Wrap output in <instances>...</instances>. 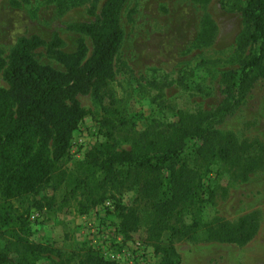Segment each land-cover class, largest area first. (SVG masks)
Wrapping results in <instances>:
<instances>
[{"label": "trees", "instance_id": "1", "mask_svg": "<svg viewBox=\"0 0 264 264\" xmlns=\"http://www.w3.org/2000/svg\"><path fill=\"white\" fill-rule=\"evenodd\" d=\"M51 1L62 10L82 0ZM125 1L104 0L92 21L68 25L89 38V53L81 37L73 50H62L56 34L46 41L37 35L18 36L6 58L0 51V77L6 85L0 86V264H34L47 254L54 255L57 264L72 260L118 264L90 246L65 254L49 243L31 240L23 213L15 214L17 206L12 203L40 208L35 195L46 186L55 190L65 181L62 159L69 152L72 132L87 114L79 94L89 95L103 115L99 132L104 140L84 154V170L71 181L73 190H78V213L109 199L117 231L123 238L142 231L141 242L159 256L158 264H180L176 239L193 240L200 233L207 241L243 245L257 230V220L249 213L231 223L221 217L202 221L199 214L206 200L204 177L214 164L238 167L243 180L264 156L259 142H238L230 132L213 128L240 104L256 80L264 78V0H244L229 7L239 13L241 30L234 42L237 66L219 74L220 102L211 110L179 116L156 132L125 137L128 148H119L114 134L124 121L117 115L108 83L123 36L118 12ZM214 30L213 23L202 17L193 43L207 44ZM40 46L62 70L34 59L32 52ZM148 83L160 89L168 84ZM128 191L131 201L123 204L117 196ZM51 202L44 199L46 207Z\"/></svg>", "mask_w": 264, "mask_h": 264}, {"label": "rangeland", "instance_id": "2", "mask_svg": "<svg viewBox=\"0 0 264 264\" xmlns=\"http://www.w3.org/2000/svg\"><path fill=\"white\" fill-rule=\"evenodd\" d=\"M14 1L17 4L0 0L3 58L18 36L29 35L46 41L56 34L64 51L73 50L81 37L87 53L90 52L89 38L68 25L92 21L104 0H82L62 10L51 0ZM243 2L125 1L118 12L123 36L113 60L114 76L108 83L117 115L124 121L114 134L119 148H128L125 137L142 131L156 132L179 116L211 110L220 102L223 94L219 74L237 66L234 42L241 30L239 13L229 7ZM90 8L93 13L89 12ZM202 17L208 18L215 30L207 44L195 45L193 40ZM32 53L38 63L62 70L43 46ZM152 80L168 84L160 89L148 83ZM0 86H6L1 77ZM77 99L87 114L72 132L69 152L62 159L65 181L55 190L46 186L35 195L40 208L19 206L12 201L17 206L15 214L23 213L31 240L49 243L65 254L90 246L118 264H158L159 256L141 242L142 231L132 233L129 238H123L117 231V219L111 213L109 199L86 213L77 211L78 190H73L71 181L84 170V154L104 140L99 132L103 115L89 95L79 94ZM213 128L230 132L238 142L257 141L264 148V78L256 80L240 104L215 122ZM238 174L239 169L234 165L217 163L211 167L204 177L206 200L199 217L202 221L221 217L231 223L240 215L252 214L257 220L254 236L243 245L207 241L200 233L193 240L176 239L173 243L180 264H264V156L261 164L243 180ZM117 197L121 203L129 204L132 192ZM47 198L52 199L50 207L44 205ZM34 264H57V258L52 254L41 255ZM70 264H75V260Z\"/></svg>", "mask_w": 264, "mask_h": 264}, {"label": "built area", "instance_id": "3", "mask_svg": "<svg viewBox=\"0 0 264 264\" xmlns=\"http://www.w3.org/2000/svg\"><path fill=\"white\" fill-rule=\"evenodd\" d=\"M31 217V216H30Z\"/></svg>", "mask_w": 264, "mask_h": 264}]
</instances>
